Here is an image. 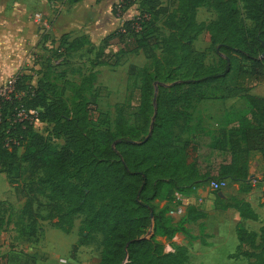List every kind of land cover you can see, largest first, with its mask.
Returning a JSON list of instances; mask_svg holds the SVG:
<instances>
[{
  "label": "trees",
  "instance_id": "trees-1",
  "mask_svg": "<svg viewBox=\"0 0 264 264\" xmlns=\"http://www.w3.org/2000/svg\"><path fill=\"white\" fill-rule=\"evenodd\" d=\"M137 1L145 11L164 18L168 36L152 35L159 30L148 14L136 16L96 47V62H92L94 68L116 67L126 55L141 52L150 60L142 69L131 65L128 70L130 81L140 79L141 83L134 124L127 119L124 106L116 108L114 128L107 115L99 114V122L94 121L97 96H87L96 81L93 73L79 86L68 82L74 94L71 104L50 73H45L36 87L28 84V76L18 75L12 81L13 91L0 95V174L13 178L12 183L21 179L23 165L31 167L35 178L29 189L21 190L23 204L15 213L28 222L25 235L29 237H37L44 207L51 219L67 226L63 228L66 231L72 229L76 218H84L88 235L80 239L79 246L102 234L99 264H187L186 247L167 253L158 238L169 241L180 233L188 235L185 225L204 219L206 214L190 207L181 226L176 227L169 213L180 203L175 202L171 209L156 201L175 192L184 195L215 180L245 184L250 154L264 156V98L244 88L249 111L240 120H229L217 138L198 134L178 146L172 128L189 119L194 104L205 99L204 87L225 84L230 78L236 83L264 84V0H180L176 12L164 7L161 0ZM240 3L251 27L241 17ZM206 4L218 17L208 25L198 24L197 11ZM201 35L213 46H220L221 74L207 67L204 54L195 51L193 44ZM115 39L123 49L117 55L106 53L105 48ZM236 89L244 92L242 86ZM154 117L153 134L147 140ZM36 121L51 125L53 133L64 138L63 147L52 145L37 132ZM249 191L250 187L242 190ZM38 195L48 203L41 204ZM2 206L0 202V209ZM232 208L242 220H258L247 201H237ZM3 225L0 215V231ZM236 235L241 246L253 250L244 256L253 264H264V226L254 232L239 224ZM18 260V264H37L30 256Z\"/></svg>",
  "mask_w": 264,
  "mask_h": 264
},
{
  "label": "rangeland",
  "instance_id": "rangeland-1",
  "mask_svg": "<svg viewBox=\"0 0 264 264\" xmlns=\"http://www.w3.org/2000/svg\"><path fill=\"white\" fill-rule=\"evenodd\" d=\"M72 2L74 0H0V74L5 76L0 78V88L18 75L28 76V84L36 87L43 75L50 73L64 89L71 104L74 94L68 82L79 86L93 73L96 81L87 96H97L94 121L99 122V114L107 115L114 128L116 108L124 106L127 119L133 125L141 103V83L140 79L130 81L128 70L131 65L142 69L150 64V60L142 53L123 57L116 67L94 68L96 45L125 21L142 14H148L151 22L156 24L159 31L154 32L153 36H168L169 32L163 27L164 18L145 11L137 0H83L74 5ZM161 2L171 12H176L180 0ZM239 9L242 19L251 27V22L245 18L243 4H239ZM217 17L218 13L206 4L198 9L196 21L208 25ZM111 45L109 50L112 52L120 48L116 41ZM193 47L204 54L207 67H214L217 73H222L223 55L218 54L221 53L219 45L213 46L206 35H201ZM237 86H242L244 92L237 93ZM244 88L249 89L250 94L264 98V84L236 83L230 78L225 84L213 83L204 87L205 99L194 104L189 119L180 121L172 128L175 144L180 146L198 134H210L217 138L229 120L244 117L250 109ZM36 130L52 145L63 147L64 138L57 137L51 125L36 121ZM34 178L30 165H23L21 179L12 183L13 178L0 174V202L4 204L0 209L4 219L0 231V264H18V259L23 256L35 258L37 264H99L103 251L102 234H95L88 245L79 246L80 239L88 235L83 228V217L76 218L72 229L66 231L63 228L67 226L61 227L58 220L49 217L50 211L42 207L37 237L25 235L29 232L28 222L15 213L23 204L21 190L29 189ZM226 182L227 187L217 192L211 190L210 183L202 185L207 187L210 195L209 200L202 203L194 199L196 188L184 192L187 199L185 213H169L173 226H181L190 207L202 210L206 217L186 224L188 235L180 233L169 241L158 238L159 242L164 243L167 253L174 252L177 247H186L187 264H253L244 256L245 252L253 250L238 243L236 228L241 224L249 231L258 232L264 226V156L255 152L250 154L249 176L245 184L230 180ZM246 187H250V191L243 193ZM175 194L162 197L156 203L162 204V208L168 205L172 209L176 206ZM241 200L250 203L258 215L257 221L241 220L238 211L232 208ZM38 201L48 203L41 195H38ZM63 223L66 224L67 220H63ZM152 235L150 232L149 237ZM75 246H78L76 252Z\"/></svg>",
  "mask_w": 264,
  "mask_h": 264
},
{
  "label": "built area",
  "instance_id": "built-area-1",
  "mask_svg": "<svg viewBox=\"0 0 264 264\" xmlns=\"http://www.w3.org/2000/svg\"><path fill=\"white\" fill-rule=\"evenodd\" d=\"M12 91H13V82L11 81L6 86H4L3 89H0V95L7 96ZM210 187L212 191L217 192L227 187V182L224 180H220V181L215 180L210 182ZM175 202L180 203V205L174 211H176L178 215L184 214L186 210L184 206L187 202L185 196L183 194L177 193L175 195ZM200 202L202 201L200 200ZM174 211H172L171 213H174Z\"/></svg>",
  "mask_w": 264,
  "mask_h": 264
},
{
  "label": "crops",
  "instance_id": "crops-1",
  "mask_svg": "<svg viewBox=\"0 0 264 264\" xmlns=\"http://www.w3.org/2000/svg\"><path fill=\"white\" fill-rule=\"evenodd\" d=\"M83 0H81L80 2H78L77 4H79V3H81ZM116 31V30H115ZM112 34V33H111ZM110 34H108L107 36H109ZM107 36H105V37H103L102 39H101V41H99L100 43L98 44V45H96V47H100L101 45H102V41L107 37ZM113 41H116L119 45V49H118V51L117 52H112V51H110L109 49H110V47L112 46L111 45V43L113 42ZM113 41H110V44H108L107 45V47L105 48V52L106 53H111L112 55H117V54H119L120 52H121V50L123 49V46L121 45V43L117 40V39H115V40H113ZM140 54H142V52L140 53ZM130 55H134V54H129V55H126V56H130ZM0 75H2V76H0V78H4L5 76L3 75V74H0ZM195 197H194V199L195 200H201L202 202H203V200H209L208 198H209V191H208V189H207V187H204V186H200V187H198V188H196V192H195ZM186 201H187V199H186ZM201 202V203H202ZM160 205V207H162L163 205L162 204H159ZM253 209V208H252ZM239 214V213H238ZM242 220V219H241Z\"/></svg>",
  "mask_w": 264,
  "mask_h": 264
},
{
  "label": "water",
  "instance_id": "water-1",
  "mask_svg": "<svg viewBox=\"0 0 264 264\" xmlns=\"http://www.w3.org/2000/svg\"><path fill=\"white\" fill-rule=\"evenodd\" d=\"M263 56H264V54H263ZM156 98H157V95L155 96V99H156ZM154 122H155V117L153 118V122H152V124H151V130H150V132H149V135H148V137L146 138L147 140H149V139L151 138L152 134H153Z\"/></svg>",
  "mask_w": 264,
  "mask_h": 264
}]
</instances>
